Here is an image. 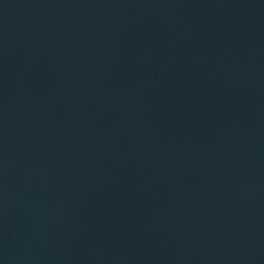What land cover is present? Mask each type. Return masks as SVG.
<instances>
[{"label":"water","instance_id":"1","mask_svg":"<svg viewBox=\"0 0 264 264\" xmlns=\"http://www.w3.org/2000/svg\"><path fill=\"white\" fill-rule=\"evenodd\" d=\"M0 264H264V17L0 0Z\"/></svg>","mask_w":264,"mask_h":264}]
</instances>
